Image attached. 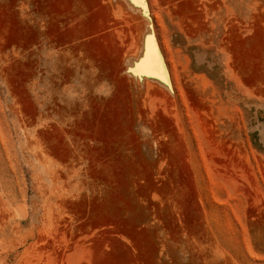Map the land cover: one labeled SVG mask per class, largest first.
Here are the masks:
<instances>
[{
    "label": "rangeland",
    "instance_id": "rangeland-1",
    "mask_svg": "<svg viewBox=\"0 0 264 264\" xmlns=\"http://www.w3.org/2000/svg\"><path fill=\"white\" fill-rule=\"evenodd\" d=\"M246 245L264 251V0H0V264Z\"/></svg>",
    "mask_w": 264,
    "mask_h": 264
},
{
    "label": "crops",
    "instance_id": "crops-1",
    "mask_svg": "<svg viewBox=\"0 0 264 264\" xmlns=\"http://www.w3.org/2000/svg\"><path fill=\"white\" fill-rule=\"evenodd\" d=\"M212 203V201H210ZM205 211H206V216H208V209L206 210V203L203 204ZM213 205V203H212ZM248 246V247H247ZM260 252V251H258ZM264 257V251L261 252V254H257L251 251V248L249 245H246V251L244 253L238 254V259L243 261L241 264H245L246 261L248 264H258L257 259H261ZM196 256H193L192 254H177L176 256H172V264H196Z\"/></svg>",
    "mask_w": 264,
    "mask_h": 264
}]
</instances>
